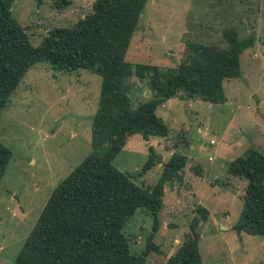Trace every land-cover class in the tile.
<instances>
[{
	"label": "rangeland",
	"instance_id": "374dc122",
	"mask_svg": "<svg viewBox=\"0 0 264 264\" xmlns=\"http://www.w3.org/2000/svg\"><path fill=\"white\" fill-rule=\"evenodd\" d=\"M61 1H13L12 14L32 45L51 28L72 26L91 13L94 2ZM227 28L252 44L240 56L241 75L223 80L225 101L211 103L179 92L163 103L165 108L156 109L171 125L168 137L146 141L138 133L127 135L112 160L118 170L135 173L151 145L156 163L135 179L152 185L173 152L187 156L178 177L164 187L154 234L161 251L151 252L146 264H166L189 232L198 205L208 210V218L197 226L204 264H264V237L231 228L240 216L247 181L227 173L228 163L248 150L264 152V0H147L125 59L174 68L193 44L225 47ZM131 82L134 100L150 96L144 81L132 76ZM100 86L96 73L57 71L39 62L0 112V141L11 150L0 179V264H14L52 189L91 152ZM152 224L145 209L128 220L123 232L131 252H142Z\"/></svg>",
	"mask_w": 264,
	"mask_h": 264
},
{
	"label": "trees",
	"instance_id": "16d2710c",
	"mask_svg": "<svg viewBox=\"0 0 264 264\" xmlns=\"http://www.w3.org/2000/svg\"><path fill=\"white\" fill-rule=\"evenodd\" d=\"M13 1L0 0V112L39 62L57 71L88 70L101 77L92 119V150L52 189L14 264H146L151 252L161 251L154 234L160 225L164 187L178 177L187 156L173 152L152 185L135 179L156 163L151 145L147 160L135 173L118 170L112 160L127 135L138 133L146 141L168 137V124L156 109L179 92L211 103L224 102L223 80L241 75L240 56L251 39L239 38L227 28L225 47L193 44L177 67L133 64L125 55L147 0H94L91 13L72 26L51 28L36 46L13 16ZM63 4L67 1L62 0ZM132 76L145 82L144 89L150 91L147 99L134 100ZM10 157V148L0 141V179ZM227 173L247 181L242 210L232 229L264 235V152L248 150L228 163ZM137 209L147 210L153 220L140 253L131 252L123 232ZM196 211L189 232L166 264H204L197 226L208 218V210L198 205Z\"/></svg>",
	"mask_w": 264,
	"mask_h": 264
},
{
	"label": "crops",
	"instance_id": "0c3cea01",
	"mask_svg": "<svg viewBox=\"0 0 264 264\" xmlns=\"http://www.w3.org/2000/svg\"><path fill=\"white\" fill-rule=\"evenodd\" d=\"M165 102H166V101H165ZM163 103H164V102H163ZM163 103H162V104H163ZM163 105H164V104H163ZM163 107L165 108V105H164ZM161 108H162V107H161ZM166 123H167V122H166ZM167 124H168V123H167ZM168 127H169V129H170V128H171V125L168 124ZM148 141H149V140H148ZM231 228H232V226H231ZM240 233H242V232H240ZM240 233H238V234H240ZM259 236H263V237H264V235H259Z\"/></svg>",
	"mask_w": 264,
	"mask_h": 264
},
{
	"label": "built area",
	"instance_id": "2783aa9c",
	"mask_svg": "<svg viewBox=\"0 0 264 264\" xmlns=\"http://www.w3.org/2000/svg\"><path fill=\"white\" fill-rule=\"evenodd\" d=\"M210 143H214V140H213V139H211V140H210Z\"/></svg>",
	"mask_w": 264,
	"mask_h": 264
},
{
	"label": "water",
	"instance_id": "95a60500",
	"mask_svg": "<svg viewBox=\"0 0 264 264\" xmlns=\"http://www.w3.org/2000/svg\"><path fill=\"white\" fill-rule=\"evenodd\" d=\"M245 81V80H244Z\"/></svg>",
	"mask_w": 264,
	"mask_h": 264
}]
</instances>
